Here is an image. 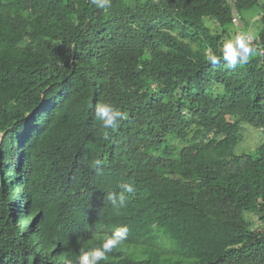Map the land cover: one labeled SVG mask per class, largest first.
I'll return each mask as SVG.
<instances>
[{
    "label": "trees",
    "instance_id": "16d2710c",
    "mask_svg": "<svg viewBox=\"0 0 264 264\" xmlns=\"http://www.w3.org/2000/svg\"><path fill=\"white\" fill-rule=\"evenodd\" d=\"M259 1L0 0V264H78L121 226L99 264H264V141L234 153L264 135V27L223 59Z\"/></svg>",
    "mask_w": 264,
    "mask_h": 264
},
{
    "label": "clouds",
    "instance_id": "9594fccd",
    "mask_svg": "<svg viewBox=\"0 0 264 264\" xmlns=\"http://www.w3.org/2000/svg\"><path fill=\"white\" fill-rule=\"evenodd\" d=\"M94 3L101 8L105 6L106 0H94ZM253 49L246 42L243 34L237 35L234 40H228L223 46V59L227 61L228 66L235 67L237 63L247 62L249 55ZM213 63H217V58L213 55L211 57ZM96 115L103 121L105 128L115 129L117 127V120L122 116V113L108 104L98 105L96 108ZM126 192H133L134 189L131 184L122 186ZM113 203H118L123 206L125 203V196L120 194L118 197L112 195L109 197ZM128 227L121 226L117 228L114 233L109 236L102 245V249H95L83 253L78 260V264H99L100 261L105 260L106 253L110 252L114 247L119 245L127 236Z\"/></svg>",
    "mask_w": 264,
    "mask_h": 264
},
{
    "label": "rangeland",
    "instance_id": "374dc122",
    "mask_svg": "<svg viewBox=\"0 0 264 264\" xmlns=\"http://www.w3.org/2000/svg\"><path fill=\"white\" fill-rule=\"evenodd\" d=\"M235 16L238 17V22L233 25L234 34H243L245 37L255 38L258 31L264 27V0H260L258 5L242 12L240 16L236 14ZM243 127L244 129L241 132L242 139L234 148V153L237 155L253 150L264 141V135L259 130L254 129L248 124H243Z\"/></svg>",
    "mask_w": 264,
    "mask_h": 264
},
{
    "label": "built area",
    "instance_id": "2783aa9c",
    "mask_svg": "<svg viewBox=\"0 0 264 264\" xmlns=\"http://www.w3.org/2000/svg\"><path fill=\"white\" fill-rule=\"evenodd\" d=\"M232 22H233V24H236L238 22V17L234 15L233 19H232ZM245 38H246V42L247 43H252L253 40H254L253 37L252 38L245 37Z\"/></svg>",
    "mask_w": 264,
    "mask_h": 264
}]
</instances>
